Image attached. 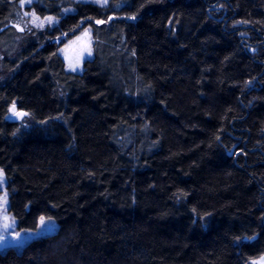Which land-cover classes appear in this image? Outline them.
I'll use <instances>...</instances> for the list:
<instances>
[{"label": "trees", "instance_id": "trees-1", "mask_svg": "<svg viewBox=\"0 0 264 264\" xmlns=\"http://www.w3.org/2000/svg\"><path fill=\"white\" fill-rule=\"evenodd\" d=\"M71 12H65V9ZM0 0V43L20 13ZM57 22L0 83L19 229L0 264H248L264 256V0H37ZM90 29L68 72L61 46ZM31 121L7 120L10 107Z\"/></svg>", "mask_w": 264, "mask_h": 264}, {"label": "rangeland", "instance_id": "rangeland-1", "mask_svg": "<svg viewBox=\"0 0 264 264\" xmlns=\"http://www.w3.org/2000/svg\"><path fill=\"white\" fill-rule=\"evenodd\" d=\"M37 0H18L20 13L17 14L15 21L8 24L14 30V33L6 37L7 41L0 43V83L9 72L6 70V63L14 60L19 52L25 46L26 37L56 25L53 17L38 18L32 12H26L24 9ZM73 2L93 3L99 6H105L107 0H70ZM66 8L65 12H71ZM59 54L65 63V69L68 72L79 73L82 70L84 61L93 57V39L90 29L82 30L76 37L66 41L60 48ZM14 109V110H13ZM18 113L22 115H18ZM7 120L16 121L20 127L28 131L32 126L31 121L22 112L12 106L8 110ZM41 217L44 223H41ZM7 218V219H5ZM5 224L8 225L5 228ZM58 229L57 222L54 219L39 216L36 219L34 229H19L16 219L9 210V196L6 188V179L3 171L0 169V253L8 248H21L24 244L39 237L55 233ZM248 264H264V256L251 260Z\"/></svg>", "mask_w": 264, "mask_h": 264}, {"label": "snow or ice", "instance_id": "snow-or-ice-1", "mask_svg": "<svg viewBox=\"0 0 264 264\" xmlns=\"http://www.w3.org/2000/svg\"><path fill=\"white\" fill-rule=\"evenodd\" d=\"M13 110H14V109H13ZM18 115H22V114L18 113ZM5 219H7V218H5ZM41 223H42V224L44 223V218H43V217H41ZM7 227H8V225L5 224V228H7Z\"/></svg>", "mask_w": 264, "mask_h": 264}]
</instances>
